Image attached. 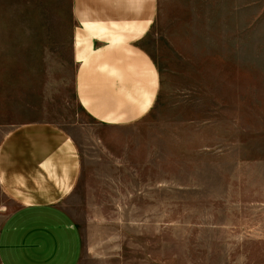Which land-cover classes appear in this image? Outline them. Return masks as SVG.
I'll return each instance as SVG.
<instances>
[{
    "label": "rangeland",
    "instance_id": "rangeland-1",
    "mask_svg": "<svg viewBox=\"0 0 264 264\" xmlns=\"http://www.w3.org/2000/svg\"><path fill=\"white\" fill-rule=\"evenodd\" d=\"M73 31L71 0L0 1L1 96L16 118L0 141L30 124L72 137L67 210L98 264H264V0H159L141 42L159 92L129 124L79 106ZM17 207L0 190V230Z\"/></svg>",
    "mask_w": 264,
    "mask_h": 264
},
{
    "label": "crops",
    "instance_id": "crops-1",
    "mask_svg": "<svg viewBox=\"0 0 264 264\" xmlns=\"http://www.w3.org/2000/svg\"><path fill=\"white\" fill-rule=\"evenodd\" d=\"M71 9L79 106L100 124L142 119L159 92L155 64L141 46L159 0H71ZM14 110L0 82V127L16 119ZM80 177L78 147L57 127L24 125L0 141V190L18 203L0 230V264H98L96 240H86L67 210Z\"/></svg>",
    "mask_w": 264,
    "mask_h": 264
}]
</instances>
